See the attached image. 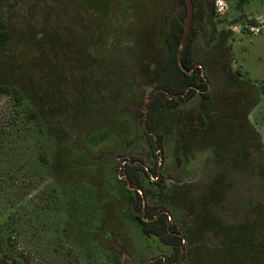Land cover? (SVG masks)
Listing matches in <instances>:
<instances>
[{"label": "rangeland", "instance_id": "374dc122", "mask_svg": "<svg viewBox=\"0 0 264 264\" xmlns=\"http://www.w3.org/2000/svg\"><path fill=\"white\" fill-rule=\"evenodd\" d=\"M226 1L196 0L208 89L158 111L155 154L145 105L166 88L178 0H0V85L19 89L0 96V264L170 258L142 232L138 195L184 237L173 264H264V0Z\"/></svg>", "mask_w": 264, "mask_h": 264}, {"label": "trees", "instance_id": "16d2710c", "mask_svg": "<svg viewBox=\"0 0 264 264\" xmlns=\"http://www.w3.org/2000/svg\"><path fill=\"white\" fill-rule=\"evenodd\" d=\"M194 6L196 0H193ZM179 8L177 15L171 20V27L166 36V45L169 50L168 61L160 66V74L158 83L165 85V89H159V85L154 88V91L146 103L145 126L146 133L150 140L153 153L162 150V140L156 131V115L161 108H177L180 103L186 102L193 98L198 92L206 95L208 83L202 75V68L197 66L193 54V42L199 33L195 23L198 15L194 11L193 23L189 34L187 45L183 51L181 63L178 59V52L181 47V41L184 33V24L187 17V6L185 0H178ZM254 22V21H253ZM10 39V30L5 18L0 15V49ZM225 72L232 78L233 73L225 67ZM15 93L17 96L19 89L8 84L0 85V96L3 94ZM259 174L264 175V162H258ZM258 168V167H257ZM139 170H145L144 161L142 158H134L124 166V174L127 176L129 183L137 190L141 188ZM157 181H161L158 167L151 169ZM126 181V180H125ZM138 218L142 225V232L146 235L158 237L163 243L172 246L173 254L165 262L164 259L158 258L151 264H173L178 261L181 254V246L183 245L184 237L178 231L176 225L169 220L168 212L157 205L146 203L145 209L143 200L138 195L137 197ZM144 210V211H143ZM1 252V249H0Z\"/></svg>", "mask_w": 264, "mask_h": 264}, {"label": "water", "instance_id": "95a60500", "mask_svg": "<svg viewBox=\"0 0 264 264\" xmlns=\"http://www.w3.org/2000/svg\"><path fill=\"white\" fill-rule=\"evenodd\" d=\"M185 1H186V6H187V17H186L185 24H184V33H183V38L181 41V47H180L179 52H178V59H179L180 63H181L183 51H184V49L187 45L188 39H189V34L191 31V27H192V23H193V17H194V11H195L193 0H185ZM143 205H144V209H145V206H146L145 201H144ZM183 247L184 246L182 245L181 248L183 249ZM182 249H181V251H182Z\"/></svg>", "mask_w": 264, "mask_h": 264}, {"label": "built area", "instance_id": "2783aa9c", "mask_svg": "<svg viewBox=\"0 0 264 264\" xmlns=\"http://www.w3.org/2000/svg\"><path fill=\"white\" fill-rule=\"evenodd\" d=\"M217 12L222 13L227 8L226 0H213Z\"/></svg>", "mask_w": 264, "mask_h": 264}, {"label": "flooded vegetation", "instance_id": "af4514ba", "mask_svg": "<svg viewBox=\"0 0 264 264\" xmlns=\"http://www.w3.org/2000/svg\"><path fill=\"white\" fill-rule=\"evenodd\" d=\"M198 66V65H197ZM200 67V66H199ZM147 103V102H146ZM127 162H130V161H125L124 164H126ZM126 176V175H125ZM127 178V176H126ZM170 218V217H169ZM162 259H164V262L167 260V257H161ZM154 261V260H153Z\"/></svg>", "mask_w": 264, "mask_h": 264}]
</instances>
